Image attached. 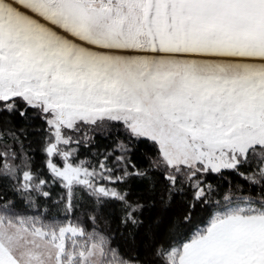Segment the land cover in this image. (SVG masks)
<instances>
[{
    "label": "snow or ice",
    "instance_id": "obj_1",
    "mask_svg": "<svg viewBox=\"0 0 264 264\" xmlns=\"http://www.w3.org/2000/svg\"><path fill=\"white\" fill-rule=\"evenodd\" d=\"M29 108L48 126L50 178L28 157L13 163L9 150L0 176L30 207L51 198V182L64 190L66 216L83 199L93 211L115 203L135 230L144 205L120 186L158 172L169 196L193 190L183 217L191 224L213 192L205 175L238 171L256 155L264 164V0H0V112ZM113 122L129 141L119 154L77 161L80 141L69 133ZM144 140L158 154L138 167L130 144ZM248 179L264 182V167ZM224 200L187 239L170 226L155 249L160 264H264V202ZM17 207L0 202V264H135L79 220L45 223Z\"/></svg>",
    "mask_w": 264,
    "mask_h": 264
},
{
    "label": "trees",
    "instance_id": "obj_2",
    "mask_svg": "<svg viewBox=\"0 0 264 264\" xmlns=\"http://www.w3.org/2000/svg\"><path fill=\"white\" fill-rule=\"evenodd\" d=\"M17 107L23 108L24 105L18 103ZM47 127L38 111L31 108L24 117L17 111L0 112V151H14L17 159L13 163L16 164H20L24 157H28L32 170L46 180L50 178L45 166L47 157L43 151ZM69 134L74 140L80 141L79 144L72 145L77 150V161H88L93 165L103 160L106 153L119 154L117 145L121 141L129 143L123 126L118 122L104 127L84 124L79 131ZM133 144L132 157L138 167L147 166V157L156 158L158 149L151 141H133L130 146ZM108 163H113L111 156ZM261 167H264V164L261 163V157L256 155L240 166L238 171L224 169L221 173L205 175L203 180L212 186L213 192L209 203L197 204L192 212L191 224H185L183 217L189 210L193 190L185 186L183 192H173L169 196L167 185L158 172L150 173L153 177L151 181L132 178L120 186L128 190L130 200L139 201L144 205L142 219L145 224L135 230L130 225L125 226L121 223V209L115 203L93 211L92 203L83 199L71 215L66 216L61 200L64 190L60 185L51 182L48 189L52 193L51 198H40L35 207H30L13 191L15 182L0 176V202L13 200L18 205L16 208L18 213L39 217L45 223L79 220L89 231L95 229L108 236L112 247L123 258L132 260L135 264H160L155 249L160 244H167L170 226L176 225V235L187 239L196 230L192 225L204 227L212 215L223 209L228 203L224 200L226 195L232 198V206L236 203L243 206L245 198L264 202V182L257 184L248 179L250 176L258 175ZM89 216H94L95 220L88 219ZM157 221L159 223H156Z\"/></svg>",
    "mask_w": 264,
    "mask_h": 264
},
{
    "label": "rangeland",
    "instance_id": "obj_3",
    "mask_svg": "<svg viewBox=\"0 0 264 264\" xmlns=\"http://www.w3.org/2000/svg\"><path fill=\"white\" fill-rule=\"evenodd\" d=\"M73 148H75L74 146H72ZM76 149V148H75ZM66 223V222H65Z\"/></svg>",
    "mask_w": 264,
    "mask_h": 264
}]
</instances>
